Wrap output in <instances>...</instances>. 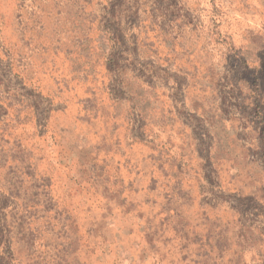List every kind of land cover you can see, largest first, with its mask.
<instances>
[{
    "label": "rangeland",
    "instance_id": "rangeland-1",
    "mask_svg": "<svg viewBox=\"0 0 264 264\" xmlns=\"http://www.w3.org/2000/svg\"><path fill=\"white\" fill-rule=\"evenodd\" d=\"M0 264H264V0H0Z\"/></svg>",
    "mask_w": 264,
    "mask_h": 264
}]
</instances>
